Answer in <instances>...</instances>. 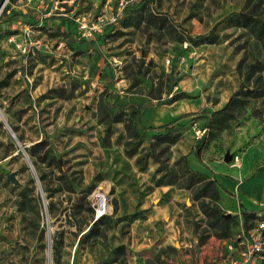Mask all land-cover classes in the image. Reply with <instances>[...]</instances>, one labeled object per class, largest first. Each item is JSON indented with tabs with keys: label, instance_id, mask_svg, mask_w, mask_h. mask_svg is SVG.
Returning <instances> with one entry per match:
<instances>
[{
	"label": "rangeland",
	"instance_id": "obj_1",
	"mask_svg": "<svg viewBox=\"0 0 264 264\" xmlns=\"http://www.w3.org/2000/svg\"><path fill=\"white\" fill-rule=\"evenodd\" d=\"M70 1L0 0V264L223 260L255 219L208 174L218 201L189 187L187 165L257 181L251 211H264V39L236 22L264 20V0H125L123 12L122 0H98V12ZM72 11L121 13L97 36L98 67L94 48L65 42L54 14ZM210 33L216 42L191 40ZM166 133L177 142L157 138Z\"/></svg>",
	"mask_w": 264,
	"mask_h": 264
},
{
	"label": "crops",
	"instance_id": "obj_2",
	"mask_svg": "<svg viewBox=\"0 0 264 264\" xmlns=\"http://www.w3.org/2000/svg\"><path fill=\"white\" fill-rule=\"evenodd\" d=\"M53 1L55 2L56 0H53ZM91 1L94 2V6L93 5L90 6L93 9L92 11L93 12H95V11L98 12L99 1L98 0H91ZM71 2H72V0L69 3L72 4ZM30 5H32V4H30ZM94 14H96V13H94ZM54 15H59V16L62 17V18H58L59 19L58 21L61 24H63L64 31L67 32V37L65 38V40H66L65 42H67V43L70 42L72 48H74L76 51H81V50L87 51L91 47L96 50L95 56H92V60H93L92 64L94 63V65H95V63H96V67H98V37H97V39H94V40H85L86 43L79 42L80 40L78 39V35H77V32H78L77 26H76V24H75V22L73 20V16H72L73 15V11L71 13H64L62 15H60V13H56ZM21 28H24V27L22 26ZM81 41H83V40H81ZM88 43H92V44L88 45ZM62 44H64V43H62ZM62 44H60V45H62ZM89 55L91 57V53H89ZM103 61H104V58H102L100 60V64L99 65H102L101 63ZM76 66L80 67L79 65H76ZM97 78H98V76H97ZM159 121H160V119H159ZM144 122H147L148 124H150L151 122L155 123L156 121H155L154 114L151 113V112L146 114ZM190 160L192 162V165L195 167V170H197V171H199L201 173H204V174H208L212 178H216L217 181L219 182V184L222 185V187H221L222 190H224V191L227 190V191H230L231 193L239 192L241 194V197H242V200H243L242 204H244V206H245L244 209L247 212L255 213L258 217H261V218L264 217V215H263L264 211H262V208H260L258 211H257V209H255V211H251L252 210L251 207L252 206H256L257 203H258L257 195L261 194L263 192V189L262 188L260 189L258 187L257 181H251V182L242 183V184L239 185L238 181H235L234 179L228 177L227 174L221 173L220 171H216V170L209 171L208 169H204L203 168V164H202V162L199 159L193 157L192 159L190 158ZM239 213L241 214V209H240ZM260 221L261 220H256L255 221L256 226L258 225V223ZM252 232H253V234L255 233L254 231H252ZM155 242H157V240ZM158 242H159L158 248H167L169 246V244H170L168 240H165V241H162V242L158 241ZM153 244H154V240H150L147 245L150 248H154V250L152 252V256H155V254H156L158 249H157V245H153ZM225 244H227V243H225ZM230 246H231L230 244L227 245L228 248ZM218 254L219 253H216V256L220 258L219 260H221V258H222L221 256H222L223 253H220L219 255ZM205 255H204L203 258H205ZM164 258L165 257L163 256L162 259H164ZM203 258L201 257L200 259H196L195 261L198 262L200 260V262L202 263L203 262ZM185 264H191L190 259L187 260L185 262ZM250 264H264V258L256 259V262H252Z\"/></svg>",
	"mask_w": 264,
	"mask_h": 264
},
{
	"label": "built area",
	"instance_id": "obj_3",
	"mask_svg": "<svg viewBox=\"0 0 264 264\" xmlns=\"http://www.w3.org/2000/svg\"><path fill=\"white\" fill-rule=\"evenodd\" d=\"M62 0H56L55 5L58 9ZM74 2V0H72ZM129 1L122 0L120 2L119 12L127 7ZM56 14V13H55ZM64 13H60L62 15ZM121 13L107 16H93L88 13H73V20L77 26V35L79 40H94L98 34H103L108 26L116 24ZM27 36H30L28 31ZM19 50L26 54L28 47L26 43L18 44ZM87 78V77H85ZM95 86V83H92ZM102 216V215H101ZM254 234L240 238L237 245L229 247L230 252L226 258L219 260L216 264H250L255 259L264 258V220H261L254 228Z\"/></svg>",
	"mask_w": 264,
	"mask_h": 264
},
{
	"label": "trees",
	"instance_id": "obj_4",
	"mask_svg": "<svg viewBox=\"0 0 264 264\" xmlns=\"http://www.w3.org/2000/svg\"><path fill=\"white\" fill-rule=\"evenodd\" d=\"M236 22L244 27L250 29L252 32H254L259 38L264 39V20L260 19L255 13H238L236 14ZM192 42H194L196 45L199 44H205V43H214L217 40V37L213 34L210 33L208 35H202L198 36L196 38L191 39ZM245 94H248V92H245ZM234 99L232 98L228 104L225 106L224 109L231 107ZM160 141L164 142H169L170 144H175L177 142V137H171L167 133L159 135L157 137ZM140 145V142H137L135 145L134 151L131 153L134 154L135 151L137 150L138 146ZM154 154V158H156V161L160 163V166L158 168V172H161L163 169L169 171V165L167 164V161H162L159 157V155ZM188 175L186 177V181L189 187H194L198 186L197 190L200 192L201 196H205L210 198L213 201H218L220 199V193L218 189H216L215 185L216 182L213 179H209L207 175L204 173H201L197 170H192L188 167ZM186 171V172H187ZM184 172V175L186 174ZM245 214H247V211H245ZM253 218L256 220H264V217H258L255 213H252ZM105 215L101 216L96 222L98 223L101 221ZM230 217L227 218L226 216L224 217V221H229ZM253 228V227H252Z\"/></svg>",
	"mask_w": 264,
	"mask_h": 264
},
{
	"label": "water",
	"instance_id": "obj_5",
	"mask_svg": "<svg viewBox=\"0 0 264 264\" xmlns=\"http://www.w3.org/2000/svg\"><path fill=\"white\" fill-rule=\"evenodd\" d=\"M232 158H233V155H232L230 152H228V153L226 154V156H225V161H226V162H230V161L232 160ZM9 178L12 179V180H14V181H16V179H15V175H14V174H11V175L9 176ZM226 217L229 218V217H231V215H230V214H227ZM190 237H192V234H191Z\"/></svg>",
	"mask_w": 264,
	"mask_h": 264
},
{
	"label": "bare ground",
	"instance_id": "obj_6",
	"mask_svg": "<svg viewBox=\"0 0 264 264\" xmlns=\"http://www.w3.org/2000/svg\"><path fill=\"white\" fill-rule=\"evenodd\" d=\"M105 202H106V198H105V196L104 195H101L100 196V208H102V209H104V208H106V204H105ZM101 215H99V213H98V217H100Z\"/></svg>",
	"mask_w": 264,
	"mask_h": 264
}]
</instances>
